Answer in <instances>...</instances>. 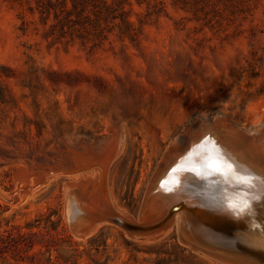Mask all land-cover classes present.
Masks as SVG:
<instances>
[{
    "label": "rangeland",
    "instance_id": "obj_1",
    "mask_svg": "<svg viewBox=\"0 0 264 264\" xmlns=\"http://www.w3.org/2000/svg\"><path fill=\"white\" fill-rule=\"evenodd\" d=\"M199 121L195 143L241 163L242 151L222 139L242 132L252 166L264 171V0H0V245L19 240L0 247V257L245 264L194 245V232L206 234L175 216L189 212L183 179L170 189L158 179L164 156ZM117 133L105 179L110 206L102 208L109 215L77 236L65 214L68 192L94 180L78 175L89 172L88 144ZM213 176L192 174L190 183ZM226 204L224 195L209 209ZM23 240L33 246L19 249Z\"/></svg>",
    "mask_w": 264,
    "mask_h": 264
},
{
    "label": "bare ground",
    "instance_id": "obj_2",
    "mask_svg": "<svg viewBox=\"0 0 264 264\" xmlns=\"http://www.w3.org/2000/svg\"><path fill=\"white\" fill-rule=\"evenodd\" d=\"M218 123L219 121L215 120L213 123V127H215ZM204 124H205V121H204ZM206 124L210 125L208 123ZM262 125L264 124L262 123ZM197 126H198L197 133H195L194 135L193 134L188 135L186 137V142H184L182 146L180 147L173 146L175 148H172L164 156L163 161L160 163V166L158 168V177H159L158 179L163 180L161 184V188L170 189L172 182H178V179H180L179 177L183 179L179 190L185 189L184 191H187V193L189 194L186 196H184L185 195L184 194L183 195L184 197H182L183 202L188 205L189 212L186 211V214H185L184 211L180 210L178 211V213H176L175 216H181V219L180 218L179 219L183 221L182 225L184 228L185 226L189 227L192 224L194 226L197 224L199 228L202 229V231L206 232L207 236L203 234L201 235L198 232H194L196 234V237L199 239L200 243L212 244V246L214 247L240 253L246 256V258L245 259L236 258V257L235 258L241 260L245 264H264V171H261L259 169L257 170L255 166H252L253 163L251 161L254 159V156L251 153L252 145L250 143H247L246 146L241 144L242 139L238 137V135L240 134L239 131H238L239 134L238 132L237 134L231 133V136H227L226 138L222 140L230 144V147L236 148L239 151H242L241 159L245 160L246 162H243V160L241 163H238L235 161L234 162L227 161L225 160L223 156H221V154L217 153V151L215 150V147L212 148L210 143H208L210 146H208L207 148H204V146H206L207 144L204 141L200 143L199 141H196L195 143L196 137L199 136V134H201L200 133L201 131H199V129L200 130L204 129L202 128V123L200 121L197 123ZM254 133H256V130ZM243 134L246 135L244 132ZM240 135L243 137L242 132ZM248 135L249 133H247V137ZM252 136H254V134ZM213 140L212 142L214 143ZM262 140H263V143H260V147L262 148L261 150L262 153L261 152L260 153L264 154V137ZM119 144L120 143H119L118 133L115 134L111 139H100L94 143L92 142L88 144L90 155L88 154L89 156L88 160L87 162H85V164L83 163L84 164L83 167L85 169L89 168V172L85 174L84 177H82L81 173L78 175H79V179H84V180L94 179V180H92V182L90 183L87 182L85 184L78 185L77 188L79 190L77 193H75V191L74 192L70 191L68 192V195H67L68 197H67V205H66L65 214L67 215L68 220L74 221L78 229H83L85 226L86 227L89 226L90 228L89 233H90L93 229H95L96 225L100 223L101 221V219H95V215H97L98 212L109 215L107 209H105V211L102 210V208H108L107 206L108 205L110 206L108 192L105 188V179H106V172H107L108 166L111 160L114 158V156L119 150ZM67 151L66 152L69 153V150ZM69 155H71V153ZM239 155L240 154H238V156ZM69 162L71 163V161ZM95 165H97V167H95ZM205 166H210L213 169L210 171ZM78 167H79V164H78ZM44 170H45V173L47 174L48 172H46L45 168ZM212 173L214 174L213 179H215L216 183H219L217 184V186H214V191L218 192V188L220 186L221 190H224V193L226 192L225 194L224 193L223 194L227 197V204L225 205L226 207H223L217 211L215 210V212H207V208L205 205V202H206L205 195L206 194L203 193L205 184L202 183L200 185L199 183H190V182H191L192 174L193 175L198 174L200 178L202 179L204 176H207L208 174H212ZM53 174L55 175V172ZM186 177L188 179H185ZM40 178H43V177H40ZM40 178H37V179L40 180ZM69 183H70V180H69ZM194 199L197 200V204L195 205V207L192 204L193 202L191 203V201L192 200L194 201ZM214 200H215V194H214V199H213L212 204H214ZM219 201H220V198L217 199V202ZM164 204L161 203L160 207H163ZM192 207H194V209L196 208L193 212L190 211V208ZM213 222H217V224L223 227L225 226V228L226 227L231 228L233 231H231V234L229 236H225L222 234L216 236L214 235L213 231L208 230L209 227L212 226ZM75 234L78 236L77 233ZM81 236H84V235H81ZM230 237L234 238L235 240L230 239ZM206 238L214 239L217 242L208 241L206 240ZM230 258H233V256H231Z\"/></svg>",
    "mask_w": 264,
    "mask_h": 264
},
{
    "label": "water",
    "instance_id": "obj_3",
    "mask_svg": "<svg viewBox=\"0 0 264 264\" xmlns=\"http://www.w3.org/2000/svg\"><path fill=\"white\" fill-rule=\"evenodd\" d=\"M204 184H205V186H204V189H203V193L206 194L205 195L206 196L205 205H206V208H207V212H213V211H210L209 207L212 208V206L214 205V204H212L213 199H214V194H215L214 203H217V199L221 198V196H224L223 195L224 190H221V187L219 186L218 192L214 191V186H217V184H219V183H216V181H215V179H213V177H212V179H210L209 181H207ZM217 196H218V198H217ZM106 218H107V216H105L104 214H101V213L95 215V219H101L102 220V219H106ZM69 223H70V226L73 229L74 233H77L78 236H81V235L85 236L90 231L89 226H87V227L85 226L83 229H78L77 226L75 225L74 221H70L69 220ZM132 230L134 231V233H148L146 230L143 231V230L138 229V228L137 229H132ZM208 230L209 231H213L214 235H216V236L220 235V234L225 235V236H229L231 234V231H233L231 228H227V227L225 228V226L223 227V226L217 224V222H213L212 226H210ZM204 233L206 234V232H204ZM230 239L235 240L232 237H230ZM209 241L215 242L216 240L211 239ZM194 245H197L200 248H202L204 250H207L210 253H213V254H216V255H219V256H222V257H226V258H230L231 256H233V259H236V258H240L242 256V254H240V253H236L234 251H229V250H225V249H222V248L214 247V246H212V244L195 243ZM245 258H246V256H245ZM245 258H243V259H245Z\"/></svg>",
    "mask_w": 264,
    "mask_h": 264
},
{
    "label": "trees",
    "instance_id": "obj_4",
    "mask_svg": "<svg viewBox=\"0 0 264 264\" xmlns=\"http://www.w3.org/2000/svg\"><path fill=\"white\" fill-rule=\"evenodd\" d=\"M1 240H3V239H1ZM15 241L18 242L19 240L10 239L9 241H2V245H4V244L5 245L4 246L0 245V247H5L6 245H9L10 242H14L15 243ZM23 246L29 247V246H33V245L30 243V241H24L23 240L22 242H20L18 244L17 247H19V249H21ZM35 258H36V256L31 255V256H29L28 260H26V261H28L30 264H39L38 261H36ZM23 261H24V259H23ZM0 264H21V263H19V261H17V263H13L11 261H8V260L3 259L2 257H0Z\"/></svg>",
    "mask_w": 264,
    "mask_h": 264
}]
</instances>
